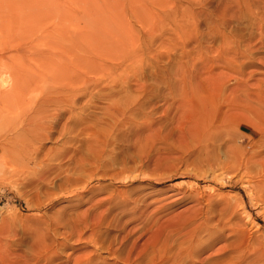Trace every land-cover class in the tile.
<instances>
[{"label": "rangeland", "instance_id": "374dc122", "mask_svg": "<svg viewBox=\"0 0 264 264\" xmlns=\"http://www.w3.org/2000/svg\"><path fill=\"white\" fill-rule=\"evenodd\" d=\"M263 245L264 0H0V264Z\"/></svg>", "mask_w": 264, "mask_h": 264}, {"label": "bare ground", "instance_id": "6f19581e", "mask_svg": "<svg viewBox=\"0 0 264 264\" xmlns=\"http://www.w3.org/2000/svg\"><path fill=\"white\" fill-rule=\"evenodd\" d=\"M248 222H249V224L250 225H252V223H250V220L248 219ZM252 228H253V226H251ZM263 247H264V245H263ZM263 257H264V254H263Z\"/></svg>", "mask_w": 264, "mask_h": 264}]
</instances>
